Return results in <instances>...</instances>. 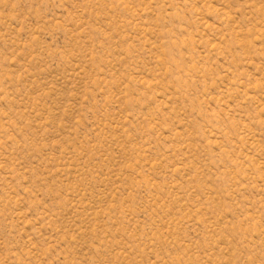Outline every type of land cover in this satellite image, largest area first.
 <instances>
[{
    "label": "rangeland",
    "instance_id": "1",
    "mask_svg": "<svg viewBox=\"0 0 264 264\" xmlns=\"http://www.w3.org/2000/svg\"><path fill=\"white\" fill-rule=\"evenodd\" d=\"M0 264H264V0H0Z\"/></svg>",
    "mask_w": 264,
    "mask_h": 264
}]
</instances>
